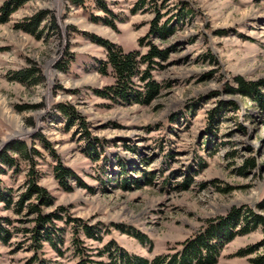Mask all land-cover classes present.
I'll return each mask as SVG.
<instances>
[{
  "label": "rangeland",
  "instance_id": "obj_1",
  "mask_svg": "<svg viewBox=\"0 0 264 264\" xmlns=\"http://www.w3.org/2000/svg\"><path fill=\"white\" fill-rule=\"evenodd\" d=\"M136 1L29 0L0 24V222L10 231L0 242V264H78L77 248L90 264H111L109 244L114 257L120 249L165 259L231 208L264 218L257 207L264 197V110L224 90L237 76L264 82V0H155L160 24H175L164 41L146 36L155 10L145 4L132 12ZM34 17L39 24L28 33ZM93 38L124 52L144 54L149 43L169 49L151 71L161 85L157 98L140 106L98 96L114 77L110 69L100 73L106 51ZM219 102L236 107L208 128ZM17 142L26 148L21 156L11 150ZM249 160L254 167L240 171ZM56 166L73 177L60 184ZM31 181L53 200L42 210L60 218L53 239L62 240V255L47 243L36 254L24 232L32 217L14 211ZM247 248L253 252L237 255ZM260 258L264 264L261 227L220 244L216 264Z\"/></svg>",
  "mask_w": 264,
  "mask_h": 264
},
{
  "label": "trees",
  "instance_id": "obj_2",
  "mask_svg": "<svg viewBox=\"0 0 264 264\" xmlns=\"http://www.w3.org/2000/svg\"><path fill=\"white\" fill-rule=\"evenodd\" d=\"M29 0H11L0 7V24L5 23L8 17L22 4ZM71 4H79V0H69ZM149 4L155 10L153 19L149 24L147 37L155 35L160 40H166L174 31L175 24L169 20L160 24L162 18L157 9L155 0H137L133 6L132 12L137 10L140 5ZM39 19L34 17L25 26L28 33H33L35 27L39 24ZM111 28L115 29L113 24ZM93 40L102 46L106 51V61L101 64L99 69L102 75H105L110 69L114 77V84L105 87L102 91L95 92L98 96L108 99L113 102H122L125 104H137L147 106L154 101L161 92V85L153 80L151 71L155 67H161V62L166 61L169 54V49H160L155 45L148 44L147 51L141 54L139 51L124 52L120 47L106 40L93 38ZM235 86H225L224 90L229 94H239L242 97L253 101L259 108L264 110V94L261 89H264V82H249L242 77L234 78ZM235 108L233 102H219L207 117V127L215 129L218 123L219 116L227 108ZM12 152L17 155H23L26 152L23 143H15ZM3 163L10 165L11 159L3 156ZM254 167L253 161H246L240 168V171H249ZM55 177L63 184L65 179L73 177L70 170L63 169L61 166L54 168ZM136 183V182H135ZM190 179L183 183V189H188ZM34 199L36 203H27ZM27 203V204H26ZM53 205L52 198L46 190L39 187L34 182L27 184L25 191L20 194L14 207L16 214H21L26 211L27 216H31L30 229H25L24 232L30 234V239L34 252L37 254L42 250L43 243H47L58 255H62L60 245L62 240L59 238L53 239V236L60 233L54 223L60 218L56 213H45L42 209ZM257 207L264 210V197L258 203ZM7 223L9 220H5ZM261 227L264 229V218L253 212L244 211L242 208H231L225 216L219 218L216 222H208L202 230H200L192 239L185 241L181 245V249L177 254L170 257H156L151 261L136 256H130L126 252L118 249L116 256L109 252V248L115 246L109 244L106 247L107 257L111 264H216L219 256V245L228 242L235 235L247 234ZM85 234L90 236L91 231L85 227ZM59 237V236H58ZM10 239V231L3 228L0 222V242L7 243ZM76 246L80 245L77 240H73ZM79 249L81 259L78 264H90L89 260L83 254V250ZM253 249L247 248L237 252L239 256L251 254ZM37 256H35L36 258ZM261 259L254 260L253 263L261 264ZM36 260H32L35 262ZM38 264L41 261H37ZM97 264H102L98 262Z\"/></svg>",
  "mask_w": 264,
  "mask_h": 264
}]
</instances>
